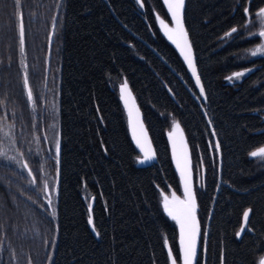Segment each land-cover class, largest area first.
<instances>
[{
    "label": "trees",
    "instance_id": "obj_1",
    "mask_svg": "<svg viewBox=\"0 0 264 264\" xmlns=\"http://www.w3.org/2000/svg\"><path fill=\"white\" fill-rule=\"evenodd\" d=\"M263 3L184 0L197 85L156 23L163 0H20L19 7L0 0V118L14 125L6 130L16 141L3 140L16 161L0 160V264H170L168 244L174 254L178 247L160 191L179 187L167 137L172 120L201 170L195 197L203 232L194 264H258L264 161L249 153L264 144V56L240 58L259 40L242 29L235 38L225 33L244 25L245 8L253 13ZM239 69L252 71L225 79ZM123 82L146 124L150 160L139 159L128 130ZM53 101L58 152L43 115ZM25 123L27 158L18 147ZM41 167L55 186L51 206L49 197L27 193L33 180L40 188Z\"/></svg>",
    "mask_w": 264,
    "mask_h": 264
},
{
    "label": "snow or ice",
    "instance_id": "obj_2",
    "mask_svg": "<svg viewBox=\"0 0 264 264\" xmlns=\"http://www.w3.org/2000/svg\"><path fill=\"white\" fill-rule=\"evenodd\" d=\"M251 2V0H249ZM165 3L168 7V12L171 16V22L174 27L169 28L167 24L164 23L163 20L160 21L162 25H164L166 29V34L168 35V39L172 40L173 43L177 45L178 48H181V52L184 55L186 61H188L189 67L192 69V73L196 76V68L191 59V49L187 43V33L184 30L183 22H182V9L184 6V0H165ZM16 5L19 7L20 0H16ZM245 14L250 16V19L247 21L245 25L242 27L247 28L249 26L259 25L262 29H264V7L259 8L255 13H249V9H244ZM20 24H19V46L20 52L23 53L25 50V39H24V26H23V15L19 14ZM55 20L56 18L53 17ZM240 28H232L228 33H225V37L235 38L233 34H239ZM250 35H259L260 37H264V31H259L258 33H250ZM251 56L262 55L264 56V44L256 46L254 49L247 50ZM252 69H246L241 72L233 73L231 77L227 79L231 80L233 77L239 79L243 77L246 72H250ZM197 85L200 84V79L197 76L196 78ZM28 78L25 73L23 79V85L25 89H28ZM126 82L122 86V91L126 88ZM201 94H203V88H201ZM27 101L31 103L33 101V93L31 90L27 92ZM2 103V102H0ZM33 110L35 111V106L33 105ZM131 115V113H130ZM14 125L7 123V118H0V160H7L9 162H15L16 158L14 156H9L7 152V148L3 144L4 139H9L12 144H15V139L13 138L12 133L7 131L6 129L13 128ZM178 127V125H177ZM171 135V134H170ZM139 143V140H138ZM56 148L58 152L59 143L56 142ZM218 148V145H217ZM175 149V145H174ZM252 157H257L264 159V147H261L255 151L249 153ZM152 159V156L149 154H145V160ZM22 168H27V164L19 165ZM177 167L180 170V175L183 183V199L177 196L174 192L172 193L171 200L168 196L163 197V207L164 211L167 213L169 217H171L178 225L180 231L179 237V252H180V260L182 264H193L194 260L197 257V236L199 234V224L196 217V201L193 191V186L189 182L190 171L188 166V158L184 151L183 145H181V150L177 157ZM31 175V172L29 173ZM49 188L48 184L45 182L44 189L47 191ZM54 190V189H53ZM49 206H51V200H48ZM89 209L91 210V205H89ZM51 215L55 216V211L53 210ZM249 216V210L244 212V218L247 220ZM89 224L93 223L91 215L88 220ZM239 236L240 233L238 232ZM54 243V241H53ZM165 244H167V239H165ZM168 257L170 264H177V259L173 256L171 249L168 251ZM31 264V261H29ZM259 264H264V258H261Z\"/></svg>",
    "mask_w": 264,
    "mask_h": 264
},
{
    "label": "rangeland",
    "instance_id": "obj_3",
    "mask_svg": "<svg viewBox=\"0 0 264 264\" xmlns=\"http://www.w3.org/2000/svg\"><path fill=\"white\" fill-rule=\"evenodd\" d=\"M264 7V3L259 7ZM258 8V9H259ZM257 9V10H258ZM256 10V11H257ZM256 11H254L253 13H255ZM155 19H156V23L158 25V28L160 30V33L170 42V44H172L174 46V48L178 51L179 55H181L180 57L183 58L182 60H184V66L189 68L190 72H191V68L189 67V64H188V61L185 60L184 58V55L182 54L181 52V48H178L177 45L175 43H173L172 40H169L168 39V35L166 34V29L164 27V25H162L160 23L161 20L164 21L165 24L168 25L169 28H172L174 27V25L172 24L171 22V16H170V13L168 12V7H167V4L165 3V0H163V11L161 13H158L156 12L155 14ZM250 19V16L249 15H246V21L244 23V25L247 23V21ZM243 30L244 31V34L245 36L247 35L249 38H254L256 37L259 41L255 42V44L251 45L250 47L246 48L245 50H243L239 56L240 58H246V59H249L251 57H254V56H251L249 54V52L247 50H251V49H254L256 46L258 45H262L264 44V37H260L259 35H250V33H258L259 31H264V29H262L259 25H255V26H249L247 28H244V27H241L240 30ZM246 69H239V70H235L233 72H230L228 73V75L225 77V79L228 81V82H233L235 79V77H233L231 80L227 79L228 77H231L233 73H236V72H241V71H244ZM125 83L123 82V84L119 85L118 87V91H119V94H120V97L121 99L123 100L124 104H125V99L126 97H131L134 101H135V98L133 97V95L130 93L129 89L126 87L123 91H122V86L124 85ZM48 92H46V100L47 98L49 99V96L47 94ZM45 100V101H46ZM34 102H32L33 104ZM18 106V105H17ZM55 109H56V104L55 102H48V104L46 103V111L47 112H43V115L45 113V115L47 116L46 118V128H47V131L48 133L46 132V137H47V140L49 141V144H52V145H55L56 142L59 140V130L57 129V120H56V112H55ZM138 110V108H137ZM127 113V111H126ZM138 113H139V116L142 120V122L144 123V126L147 130V127H146V124L144 122V119H143V116L142 114L139 112L138 110ZM43 120H44V116H43ZM178 125V127H177ZM127 127H128V130L132 131L131 130V126H130V123H128V114H127ZM29 125L27 123L24 124V133L22 134V139L21 140V143H19L18 147L20 149L21 152H23L25 155H28L26 153V147L25 145L29 144L26 142V139H27V136H28V133H29ZM44 129H45V122H44ZM148 132V131H147ZM171 134V135H170ZM168 143H169V150L171 152V155L174 159V162L177 163V157L179 155V152L181 150V145H183L184 147V151L186 153V156L188 158V166H189V171H190V183L192 184L193 186V191H194V196H195V190H196V186H198L199 184V181H200V173L201 170L199 169V164L196 162V160L193 159V156H192V153H191V150H190V147L189 145L187 144L186 142V137L184 135V132H183V129L182 127L179 125V123L175 120H172L171 122V126L169 128V134H168ZM46 141V140H45ZM151 142V141H150ZM45 144V143H44ZM47 145V143H46ZM174 145H175V149H174ZM153 146V145H152ZM261 147H264V144H261L257 147H255L252 151H255ZM250 152V153H251ZM140 154H141V157L139 158L141 161H145V155L140 151ZM26 158L29 157L28 156H25ZM41 160H42V157H40ZM253 158H256L260 163H262L264 161V159H261V158H257V157H253ZM143 159V160H142ZM175 163V164H176ZM36 166V164H34ZM29 167V166H28ZM27 167V171L30 172L29 168ZM49 167H46V168H43L41 167L42 170L39 169V172H36V175H37V181L39 180H43L42 183L40 184V188L37 187L36 183L39 184V182H36V181H32V183H34V187H32L30 185V187H28V190H31V191H28V195L29 196H34V195H41L44 199V202H46V199H48V197L50 198V200L52 201L51 199V196L54 194L53 192V189H55L53 187V182H51L50 180H52L51 178V175L50 173L48 172ZM41 173V174H40ZM177 173V178H178V188L177 189H174L173 187H169L168 188V191H165V190H161L160 191V202H161V206L162 208L164 209L163 207V197L166 195L169 197V199L171 200L172 198V193L174 192L177 196H179L181 199H183V183H182V180H181V177L179 175L178 172ZM0 177H3L2 175H0ZM22 179V177H21ZM196 179V180H195ZM23 180V179H22ZM45 182L48 184L49 188L47 191H45L44 189V185H45ZM29 186V185H28ZM23 187L26 188V184H23ZM38 189V190H37ZM46 193V194H44ZM49 200V199H48ZM195 201H196V197H195ZM52 204V203H51ZM49 206V205H48ZM49 210V209H48ZM165 212V211H164ZM165 214L167 215V213L165 212ZM196 217H197V221H198V224H199V234L197 236V255L199 253V240L200 238L202 237V226H201V222L198 218V213H197V202H196ZM168 216V215H167ZM168 219L173 223V227H174V232H175V237H176V244H177V250H176V253L174 254L173 252V256L177 259V264H182L181 260H180V252H179V237H180V231H179V225L171 218L168 216ZM245 226V218L243 216V219H242V226L240 228H238V232L240 233L242 230H243V227ZM44 231V230H43ZM167 246V245H166ZM169 249H171V247L169 246L168 244V251ZM172 251V250H171ZM264 255L262 254L259 259H258V264H259V261L260 259L263 257ZM197 258V257H196ZM195 263V260L193 262V264Z\"/></svg>",
    "mask_w": 264,
    "mask_h": 264
},
{
    "label": "water",
    "instance_id": "obj_4",
    "mask_svg": "<svg viewBox=\"0 0 264 264\" xmlns=\"http://www.w3.org/2000/svg\"><path fill=\"white\" fill-rule=\"evenodd\" d=\"M19 24H20V19H19ZM191 59H192V62L194 64L192 53H191ZM191 72H192V69H191ZM197 76L198 75L196 72V76H194L195 80H196ZM125 107H126V110L128 113V121L130 123L131 130H132V133L134 135V139H135L140 151L144 155L146 153L149 155H152V153H153L152 144L150 142V139L148 137L146 129H145V127H144V125L140 119V116H139L138 110L135 106V103L130 96L126 97V99H125ZM130 113H131V115H130ZM138 140H139V143H138ZM176 168H177V172L180 175V170L178 169L177 164H176ZM180 177H181V175H180ZM182 182L184 183L183 180H182ZM263 258H264V256H263Z\"/></svg>",
    "mask_w": 264,
    "mask_h": 264
}]
</instances>
